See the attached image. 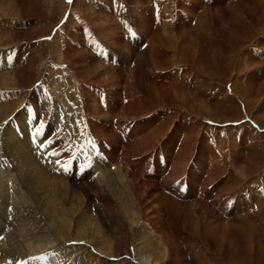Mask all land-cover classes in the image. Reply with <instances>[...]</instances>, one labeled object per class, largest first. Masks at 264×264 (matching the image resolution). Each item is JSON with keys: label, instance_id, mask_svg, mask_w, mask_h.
<instances>
[{"label": "rangeland", "instance_id": "rangeland-1", "mask_svg": "<svg viewBox=\"0 0 264 264\" xmlns=\"http://www.w3.org/2000/svg\"><path fill=\"white\" fill-rule=\"evenodd\" d=\"M193 1L195 8L202 3L201 0ZM207 3H202L204 10L226 8V16L210 20L213 36L222 47H213L210 38L198 34L199 37L189 44L190 51L183 56L182 52L168 46H163L164 52L154 53L151 41V35L157 28L160 35L167 34L164 26L167 21L174 22L172 13L179 14L181 9L176 11V8L186 5L180 0H72L71 3L69 0H0V177L6 183L0 182V189L3 185L9 194L14 195L10 202L0 198V248L3 245L13 248V251L22 250L25 246L31 248L36 242L30 239V228L40 226L42 233L39 236L45 239L38 245L41 249L30 255L13 253L15 257H23L18 260L21 264L25 261L27 264H48L51 257L61 259L63 255L71 256L68 257L71 264H103L101 257L86 255V252L101 255L94 253L93 241L78 238L72 230L57 226L58 223L54 225L52 222L56 217H49L44 212L45 207L37 209L31 203L34 198L44 196L41 191L46 188L39 183L40 180L43 184L54 185L56 182L61 186L62 181L72 179L68 172L76 167L84 172L89 170L91 175L96 167L92 165L93 160L98 162L99 156L107 160L108 167L117 165L126 171L132 170L136 175L137 170L132 166L136 158L158 160L162 154L159 150L167 147L168 155L163 154L161 168L158 167L159 178L147 177L160 182L176 165L184 146V135L189 129L196 135V140L186 167L198 168L204 178L210 177L222 183L221 188L215 189L212 182L209 189L213 198L221 192L224 202L220 207L210 197L209 208L230 222L231 229H236L222 235L219 244L212 240L210 245H192L199 238L193 236L184 224L182 226L181 205L197 200L202 206L206 197L202 195V199H197L194 191L190 193L191 197H182L173 190L166 191L170 196L166 200L168 215L174 214L179 225L178 234H181L177 242L170 245V254L176 253L177 257L170 256L169 262L176 259L180 264H203L205 259L198 261L195 258L205 255L209 257L208 264H264V203L257 198L261 194L264 196L261 193L264 191V121L259 119L260 116L264 119V0H209ZM180 14L184 18L186 14L194 17L189 10ZM196 17L192 22L187 19L191 28L183 33L196 36L198 26L202 25L201 18ZM151 19L156 22L155 31ZM173 25L175 27V23ZM231 29H237L235 36ZM119 40L134 50V57H126L123 66L120 61L126 53L118 46ZM146 50L150 62L160 61L158 65L144 67L142 76L146 80L152 77L160 81L155 78H169L172 74L174 78L161 80L160 84L179 92L175 94L169 90L166 100L156 101L155 107L162 105L156 109L153 106L149 111L144 106L133 111L130 117L135 119L128 123L125 117L120 116L123 113L120 106L118 109L114 104L110 106L115 110L111 116L102 113L99 107L106 108L107 101L112 103L114 95H144L139 89L129 86L125 74L132 72L139 54ZM5 54L12 56L11 63L7 62ZM253 74L257 75L256 89L251 95V104L246 107L241 99L242 90L251 86L249 82ZM226 92L232 94L226 95ZM174 95H185L186 101L182 102ZM126 101V97L122 99V102ZM164 102L166 106H163ZM92 106H98L96 112H92ZM153 115L157 119L149 132L161 122H167V135L161 136L157 146L152 148L154 150L134 155L129 160L130 165L115 155L106 154V146L114 145L108 136L114 138L117 133L120 141L124 142L117 152L128 151L129 144L138 142V132L144 135L145 127L150 125L148 122L140 128L143 126L140 121ZM242 119L248 121L232 124ZM25 120L28 121L25 123ZM226 122L228 124H224ZM121 123H126V126ZM252 125L259 136L248 135V127ZM204 155L208 156L206 159L210 164L206 167L201 158ZM143 165L137 174L148 169L149 165ZM31 181H38L39 185L34 186ZM201 181L198 188L202 186L207 190ZM50 186L47 188L51 189ZM187 187L185 183L184 188ZM253 187L258 190L253 191ZM19 191L24 194L25 211L23 203L17 200ZM87 203L83 213H90L91 217L100 214L101 202L98 199L92 198ZM23 211L26 214L23 215ZM105 222L104 230L113 235V224L109 219ZM21 226L24 230L19 235L17 230ZM91 231L99 235L97 229ZM82 232L87 235L84 230ZM159 233L164 235L162 230ZM21 238L24 244L19 245ZM163 238L167 239L165 235ZM132 250L121 239L115 256L109 260L112 264H142ZM33 257L47 259L30 262L29 258Z\"/></svg>", "mask_w": 264, "mask_h": 264}, {"label": "bare ground", "instance_id": "bare-ground-1", "mask_svg": "<svg viewBox=\"0 0 264 264\" xmlns=\"http://www.w3.org/2000/svg\"><path fill=\"white\" fill-rule=\"evenodd\" d=\"M212 12L213 14H211ZM196 15L199 17V20L201 18V22H202V25L200 23H199L200 25L198 24L199 25L197 28L198 33L196 34V36L193 34L189 35L186 33H178V31L174 30L175 27L173 23L167 21L166 19L165 20L167 21V23L165 24L164 29H165V33L167 34L162 36L158 32V28L155 31L156 22L154 23V20L151 19L150 22H151L152 27L154 28L153 31H155L151 35L152 48H153L152 50L154 51V53L158 51L164 52L163 46H168L171 49H176V52L179 50L180 52L183 53V56H186L188 51H190L189 44L193 43V40L194 39L196 40L197 36L199 37L198 34H200V36L202 35L205 36L206 39L210 38L212 41L211 44L213 47L221 48L222 45L219 44V42L214 38L215 36H213L214 34H213V31L210 25V20H212V18L214 19V17L218 19H222L224 16H226V8L224 7L215 8L213 9V11L206 9L204 10L203 14L200 13ZM235 30L237 31V29ZM235 30H232L233 36L236 35ZM174 31H176L177 33L174 34ZM180 32H183V31H180ZM114 35L116 37L117 35L116 31L114 32ZM121 43H122L121 40H119L118 46L121 47L122 50H124V53H126L123 56V58H121V61H120V64L123 66L125 64L124 59L126 57H132V58L134 57V50L132 49V47L127 48L125 44H121ZM147 52L148 50H146L145 53L143 54H139L138 59H136V65L134 69L132 70V72L125 74L127 77V82L129 83V86L131 88L134 87V89L135 88L139 89V91H141V93H143L144 95H129V96L123 95V94L114 95L113 96L114 100H112L111 98L112 103L111 101H107L108 104L106 105V108L103 106H102L103 108L99 107L102 113L106 112V115L107 113L110 116L113 115L115 110H113L112 107L110 108L112 104L116 106L115 109L122 107L121 110H123V113L120 114V116L122 118L125 117V120L127 121L126 123H128L130 122V120L135 119V118L130 117V115L134 113L133 111L140 110L144 108V106L147 107L146 108L147 110L153 109V108L156 109V107L162 106V105H157L155 107L154 105L156 101L166 100V97L169 96L167 93L169 92V90H171L175 94L179 92L178 89H174L173 87L172 89H169L167 87H164L162 84H160L161 80H164V81L168 80L169 78L167 77L161 76L159 78H155L160 81H155L151 79L152 77L147 78L146 80L145 77L142 76V71H144V67L147 68V66H150L152 64L158 65V62L160 61V60H154L153 61L154 63L150 62L147 57ZM158 54L160 55L161 53H158ZM160 59L164 60V57L162 58L160 57ZM184 60H186L185 57H184ZM256 79H257V75L253 74V78L250 79V82H249L251 86L242 90L243 96L241 97V99L242 101H244V104L246 105V107L251 104V100H252L251 95L256 89V86H255ZM152 82H154V84ZM156 93H158V95ZM226 93H227L226 95H231L228 92ZM174 96L178 100L179 99L182 100V102L186 101L185 95H174ZM125 97L127 98L126 103L122 102V99ZM119 98H122V99L119 100ZM165 102L163 106H166ZM173 106L178 108L176 104H173ZM97 109H98V106L96 107L92 106V112L93 111L96 112ZM121 110H120V113H121ZM149 117L146 120L142 119V121H140L141 123L143 122L142 123L143 126H140V128L145 127L144 125H146L148 122H150V125L147 128L145 127L146 132L144 133V135H141L138 132V135H137L138 142L136 143V145L129 144L127 146L125 144L128 147V151L122 150L120 153L117 152V149L120 146V144L121 143L123 144L124 142H121L117 133H115L114 138L112 137V135L108 136L114 142V145H113L114 147L106 146V150H107L106 154L115 155L117 158H120L121 160L125 161L124 163L129 164V160L132 159L134 155L135 156L141 155L142 153H144V151L146 152L148 150H151L153 147L157 146V141L161 139V136L163 134H166L165 125H167V122L166 120L164 122H161V124L157 128L155 127V129H153L152 132H149L148 130L150 126L156 123V119H157L155 115L151 116V118ZM103 118L105 119V116ZM259 119L262 122L264 121L263 116H260ZM27 121L28 120H25V123ZM126 123H121V125L126 126L124 125ZM184 127L186 128V126ZM186 131L188 132V134L184 135L186 136L184 137L185 138L184 146H182L181 150L179 149L180 152L178 151L179 155H178V158L176 157L177 158L176 165L175 166L173 165L172 169H170V171L166 174V176L169 174L168 176H170V178H167L168 177L167 176L160 182L156 181L159 178L158 167L159 169L161 168L160 162L162 161L164 155L165 156L168 155L167 147H165L166 148L165 150L164 149L159 150L162 152V154L159 156L158 160H155V159L153 160L152 158L150 160L149 158H146L144 156H140V157H144V160L140 159L139 157L136 158L137 159L136 162L132 165L134 166V170H137L136 175L132 174V170L129 169L126 171L122 167L119 168V166L117 165L114 168H112V166L114 165L110 164V162L108 161L112 168L111 169L110 167H108V163H106L107 160L105 159L106 160L105 161L103 158L99 156L98 162H95L94 161L95 159L93 160L94 164L92 163V165H95L96 167L94 168L91 175H90L89 170L84 172V171H80L78 169L79 167L78 168L76 167V169L74 168L73 171L68 172V177L70 174L72 176V179L69 182H68V179L66 180V182L62 181L61 186L59 185V183L56 184V182L54 185L52 183L43 184L42 180H40L41 182L39 183L45 186L46 188L41 191L44 194V196L34 198V200H32L31 203H33L37 209L45 207L44 212H46L49 215V217L50 216L56 217L55 221L52 222L54 223V225L58 223L57 226L61 225V228L62 226H64V228H68L69 231L72 230L73 231L72 234L78 236V238H85L87 239V241H93L94 248H96L94 253H98L101 255L96 256V254H93L91 252H86V255L87 257L90 254L94 257H101L103 259V264H109L111 262L109 260V257L115 256V253L117 251V244H119V241L121 239L133 248L132 251L137 257H140V259L142 260L141 262L142 264H173V262L174 264H180V262H178L180 260L177 261L176 259L172 260L173 262L172 261L169 262L170 256L177 257L176 253H173V256L170 254V251H171L170 245H173L174 243H176L178 237H180L181 235V234L180 235L178 234L179 225H177L175 216H173L174 214L170 216L168 215L169 209H168L166 200L168 199V197H170L167 194L169 190L176 191L177 192L176 194H179L182 197H185V196L191 197L189 195L193 191L195 192V197L198 196L197 199L201 198L202 195L206 197V201L205 202L203 201L205 205H202V206L199 204L200 202L197 200L196 202H187L181 205V208L183 209V212L181 214L182 226L184 224L186 229L193 236L195 235L197 238H199V240L197 239L195 242L193 241L192 245L196 243H197L196 246H199L200 243H202V245L204 246L210 245L212 240L215 243L219 244L220 238H222V235L226 234L227 231L236 229L234 227L233 229H231L230 228L231 226L229 224L230 222L229 223L226 222L223 219V217H221L220 215H216L214 210L209 208L210 206L209 202L211 201V198H213L210 195L211 189H209V187L211 186L213 182V187L215 189L217 187L221 188L222 183L220 181H217V182L213 181L212 179H210V177L204 178L202 172L200 173V170L198 168L193 169L190 167L189 168L186 167L188 158L190 155H192V152L195 148L193 143L196 140V135H194L192 131H190L189 129H187ZM250 132L252 133V135L253 134H255V136L258 135V131L255 129ZM146 133H148V135H145ZM123 134L125 135V133ZM172 146L174 147L175 145H172ZM170 149L172 150L173 148H170ZM206 157L208 156L204 155L203 157H201L204 167L210 165L208 164ZM132 161H135V158ZM143 163H145L146 166L149 165L148 169L141 170V173L137 174L141 166L143 165ZM28 169L30 170V166ZM32 170L33 169H31V171ZM147 177H153L156 180H152L150 178L148 180ZM22 178H19L21 182H23ZM4 181L5 179H3V177H0L1 184L2 182L5 183ZM199 181L203 182L208 189L204 190L203 188H201L202 186L198 188ZM31 182L34 184V186L39 185L38 181L37 182L31 181ZM47 182H49V180ZM185 183L188 184L187 188H184ZM48 185H51L52 187L50 186V188L51 189L55 188V190L51 192L50 191L51 189L47 188ZM6 189L7 188L6 187L3 188V185H2V188L0 189V198L2 197L3 198L2 200H5L7 202H10V200L13 201L14 195L9 194ZM70 189L74 190L77 194L72 193ZM261 193H264V191H262ZM32 194L33 192H31V195ZM16 195L19 197L17 199L18 202L23 203L25 201L23 197L24 194L21 191L17 192ZM262 195L263 194H261L260 196ZM92 198L94 199L96 198L101 202L100 204L101 208L99 212L100 214H96L95 217L94 216L91 217L92 215H90V213L82 212V209H84L87 206L88 204L87 202H89V200ZM224 200H225L224 196L221 192L217 193V195L214 196L213 198V201H215L217 205L220 207H221V204L224 202ZM237 203L238 205H240V201L239 202L237 201ZM22 205L25 211L26 204L23 203ZM24 211H23V215L25 213ZM35 212L36 210L34 211V213ZM61 213H63L64 215H62ZM1 214H2V208L0 209V216ZM28 218L30 220V217ZM105 219H109V221L113 224L114 226L113 229L115 231L113 235L107 234L106 231L104 230L105 226L107 225V223L105 222ZM176 219H177V216H176ZM17 224H19V222ZM38 224L40 225V223ZM94 228L97 229L98 234L100 236L92 233L93 231L91 230ZM30 229L32 230L30 239L33 242H36L35 245H33L31 248H28L27 246H25L24 249L18 250V251H13V248L11 247L6 248V245H3L0 248V264H21V262H18V260L23 257H15L16 255L13 256V253L19 252L20 256H22L21 254L30 255V254H33L35 250H38L40 248L39 246L41 245V242L45 241V239L39 236V233H42V228L40 226H34V228H30ZM23 230L24 228H22L21 226L20 229L17 230V233L21 235ZM82 230L87 232V235H84ZM161 230L164 232V235L167 238L166 240L165 238H163L164 235L163 234L161 235L159 233L161 232ZM120 232H122L121 233L122 235L119 234ZM67 235L68 234H65V236ZM19 240H20L19 245L24 244L21 241L23 240L22 238ZM49 244H51V240L49 241ZM17 249L19 248L17 247ZM87 251H90V250H87ZM198 251H202L201 248H198ZM176 252L177 254H179V251H176ZM203 253H206V252H203ZM128 254H131V253H128ZM65 256L63 255V257H61L62 261L60 258L56 259L55 257H51L52 260H50L47 263L48 264H71L69 261L70 258H68L71 256H67V257ZM196 258L195 260H198V261L200 259H205L204 261L206 263L203 262V264H208L209 262V257H206L205 255L202 258L201 257H198V259ZM32 260L33 259L29 258L30 262ZM181 263L189 264L186 262H181Z\"/></svg>", "mask_w": 264, "mask_h": 264}, {"label": "crops", "instance_id": "crops-1", "mask_svg": "<svg viewBox=\"0 0 264 264\" xmlns=\"http://www.w3.org/2000/svg\"><path fill=\"white\" fill-rule=\"evenodd\" d=\"M181 1L185 2L186 5L184 7H181L182 5L180 7H177L176 8V11H178V10L180 11V9H181L180 13H186V11L189 10V12H192V14L195 13V12H196V14H198V13L200 14L205 9L204 8L205 5L202 6V3L205 4L209 0H207V1L206 0H202V3H200V5H198V8H195V2L193 0H180V2ZM198 1L200 2V0H198ZM192 8H195V9H192ZM200 8H202L201 11H200ZM175 14L172 13L171 20L174 21V22H172V23H175L174 30L176 29L178 31V33L187 32L191 28V27H188V23H187L188 20L187 19L191 20V22H192L193 19L197 18L196 17V14H194V17H192V18L191 17H188L187 14H186V17L185 18H184V16H182L183 14H180V15L177 14V13H175ZM175 17H176V20H175ZM180 31H183V32H180ZM255 58H257V57H255ZM174 77L175 76H173L171 74L169 78H174ZM245 121H248V119H242V120H239V121H234V122H232V124L233 125H237V124H241L242 122H245ZM212 124H213V122H212ZM224 124H228V123L226 122ZM213 125H218V124H213ZM252 126L251 127L250 126L248 127V130H247L248 131V135H252V133L250 131H252V130L255 129L254 126L253 127ZM253 135H255V134H253ZM247 137L249 138L250 136H247ZM248 138H247V141H248ZM257 190H258V188L253 187V191H257ZM251 197H253V196H251ZM258 198H259V201H261V202L264 203V196H258Z\"/></svg>", "mask_w": 264, "mask_h": 264}, {"label": "snow or ice", "instance_id": "snow-or-ice-1", "mask_svg": "<svg viewBox=\"0 0 264 264\" xmlns=\"http://www.w3.org/2000/svg\"><path fill=\"white\" fill-rule=\"evenodd\" d=\"M71 2H72V0H69V3H71ZM129 31L131 32L132 30L129 29ZM132 34L135 35V33H132ZM5 59L7 60L8 63H11L13 58H12V56H8L5 54ZM53 154H55V153H53ZM31 259L46 260L47 257H33ZM23 264H27V261L23 262Z\"/></svg>", "mask_w": 264, "mask_h": 264}]
</instances>
